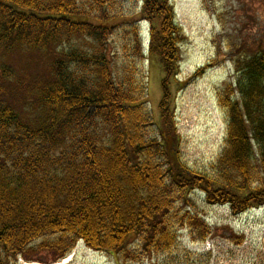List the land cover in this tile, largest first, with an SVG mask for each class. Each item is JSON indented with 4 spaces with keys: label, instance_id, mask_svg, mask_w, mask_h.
Segmentation results:
<instances>
[{
    "label": "trees",
    "instance_id": "16d2710c",
    "mask_svg": "<svg viewBox=\"0 0 264 264\" xmlns=\"http://www.w3.org/2000/svg\"><path fill=\"white\" fill-rule=\"evenodd\" d=\"M101 1L0 0V52H55L49 78L37 83L35 121L0 104V264L40 251L58 262L81 241L127 262L140 258L135 242L167 253L177 243L176 228L212 234L192 211L188 195L197 187L209 204H227L234 213L264 206V47L237 60L235 90L227 85L220 94L229 126L215 175L182 165L185 175L175 181L165 141L147 137L160 126L147 108L148 76L138 68L144 61L138 22L146 20L150 59L166 69L174 59L173 78L179 74L175 50L185 36L173 6L143 0L138 18L124 17L117 0L99 12ZM120 29L125 57L118 62L108 52ZM161 129L176 136L173 115Z\"/></svg>",
    "mask_w": 264,
    "mask_h": 264
},
{
    "label": "rangeland",
    "instance_id": "374dc122",
    "mask_svg": "<svg viewBox=\"0 0 264 264\" xmlns=\"http://www.w3.org/2000/svg\"><path fill=\"white\" fill-rule=\"evenodd\" d=\"M117 1L124 17L141 16L143 0ZM169 2L185 36L180 48L175 50L179 55V74L175 78L174 59L168 58L167 69L158 58L150 59L151 25L138 22L144 39V61L138 68L148 76L147 108L153 110L150 111L155 124L160 126V131L153 127L147 137L161 141V135L167 133L161 129L163 120L173 115L175 150L181 166L190 173L213 177V166L226 149L229 126L228 112L220 104V94L227 85L235 90L237 60L264 47V0ZM112 8L107 0L96 7L99 12ZM122 32V29L117 30L110 38L108 52L118 62L125 57ZM54 53L21 49L0 52V77L5 69L7 75L3 78L8 80L2 84L5 92L0 94V104H10L24 120L30 122L34 117L35 121L36 92L41 87L37 83L49 78ZM252 159L258 166L256 149ZM260 184L255 183L254 188ZM188 198L193 204L192 211L211 228V235H194L189 228H176V245L159 255L147 251L145 246H137L140 243L134 241L133 245L140 247L141 252L136 262L97 253L79 243L71 264H264V206L234 213L227 204H209L202 187L189 192ZM198 230L201 232L200 226ZM55 262L50 252L40 251L5 264H62L63 261Z\"/></svg>",
    "mask_w": 264,
    "mask_h": 264
},
{
    "label": "water",
    "instance_id": "95a60500",
    "mask_svg": "<svg viewBox=\"0 0 264 264\" xmlns=\"http://www.w3.org/2000/svg\"><path fill=\"white\" fill-rule=\"evenodd\" d=\"M166 142H167V148H168V152H167V156L169 158V160L173 163V165L175 166V172H174V179H177L178 174L181 171V166L177 157V154L175 152V144L173 142L172 138H168L166 136V134H163L162 136ZM181 176H183V173H180ZM187 180H191V178H188Z\"/></svg>",
    "mask_w": 264,
    "mask_h": 264
},
{
    "label": "bare ground",
    "instance_id": "6f19581e",
    "mask_svg": "<svg viewBox=\"0 0 264 264\" xmlns=\"http://www.w3.org/2000/svg\"><path fill=\"white\" fill-rule=\"evenodd\" d=\"M72 262V257L67 258L62 264H70Z\"/></svg>",
    "mask_w": 264,
    "mask_h": 264
}]
</instances>
